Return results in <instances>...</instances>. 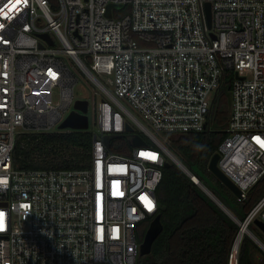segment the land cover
<instances>
[{
  "label": "built area",
  "instance_id": "1",
  "mask_svg": "<svg viewBox=\"0 0 264 264\" xmlns=\"http://www.w3.org/2000/svg\"><path fill=\"white\" fill-rule=\"evenodd\" d=\"M227 73L218 166L241 200L264 177V0H0V264H141L143 223L160 214L174 162L155 131H203ZM83 74L101 90L91 165L15 168L21 133L63 130ZM125 132L144 143L127 154L105 144ZM257 218L264 193L236 217L228 264H239L245 234L264 250Z\"/></svg>",
  "mask_w": 264,
  "mask_h": 264
},
{
  "label": "trees",
  "instance_id": "2",
  "mask_svg": "<svg viewBox=\"0 0 264 264\" xmlns=\"http://www.w3.org/2000/svg\"><path fill=\"white\" fill-rule=\"evenodd\" d=\"M232 78V73L224 75L208 126L203 131L170 135L171 143L167 146L236 217L243 219L264 193V177L239 200L208 168L227 135ZM131 139L130 132L114 138L113 151L127 154ZM92 151L93 132L89 129L24 132L16 141L14 167L85 168L91 165ZM158 195L162 231L141 264H228L239 225L175 162L165 169ZM149 224L143 223V231ZM250 228L264 242L257 226L252 224ZM258 252L264 256V250L245 234L240 244L239 264H257Z\"/></svg>",
  "mask_w": 264,
  "mask_h": 264
},
{
  "label": "water",
  "instance_id": "3",
  "mask_svg": "<svg viewBox=\"0 0 264 264\" xmlns=\"http://www.w3.org/2000/svg\"><path fill=\"white\" fill-rule=\"evenodd\" d=\"M111 4L108 6L107 15L111 16ZM122 7V5H118ZM205 11H206V17L208 20L209 25H211V4L209 2L205 3ZM43 37L50 40L52 43L51 38L49 37V34L44 33L41 34ZM217 93H215L213 102L216 98ZM88 110L89 105L87 100H77L75 103V109L72 110L67 117L60 123L59 128L65 129V128H72V129H88L89 128V118H88ZM126 130L132 131L133 127L130 124H126ZM122 135V133L119 134H111L105 136V144L109 145L110 140L112 138H116L118 136ZM132 144L134 146L142 145L144 143L143 138L140 135H135L132 137ZM174 156V162L180 166L188 175H189V168L173 153ZM218 159H219V153L216 152L210 159L208 168L209 170L223 183L225 184L238 198L243 197L242 190L234 183L232 182L219 168L218 166ZM171 165L170 162H166V166ZM199 186H201L234 220L236 219L235 215L231 212V210L225 206V204L215 196L213 192L200 180L198 182ZM255 225L258 226L263 232H264V220H261L259 218L255 219ZM162 231V220L161 215L158 214L154 217V219L151 220L144 237L143 242L140 246V252L142 255L144 254H150L152 251V246L157 238V236Z\"/></svg>",
  "mask_w": 264,
  "mask_h": 264
},
{
  "label": "rangeland",
  "instance_id": "4",
  "mask_svg": "<svg viewBox=\"0 0 264 264\" xmlns=\"http://www.w3.org/2000/svg\"><path fill=\"white\" fill-rule=\"evenodd\" d=\"M102 79L104 81H106L107 77L106 76H102ZM80 84H82L86 88L81 87V85L77 86V88L75 89V99L76 100H81V98H87L90 101L89 110H88V113H87L88 118H89V128L88 129L89 130H94L95 129L94 93L95 92H100L101 90L99 89V87L95 83H93L90 79H88V77L86 75H84V74L81 77V83ZM230 94H231V92H230ZM55 99H57V97ZM107 100L110 101L109 99H107ZM107 117H108V115H107ZM67 129H72V128H65L63 130H67ZM155 133L166 144L169 145L171 143L170 142L171 138H170L169 135L160 133L158 131H155ZM257 228L259 230V233L261 235H264V232L258 226H257ZM256 263L257 264H264V256H262L260 252H258L256 254Z\"/></svg>",
  "mask_w": 264,
  "mask_h": 264
}]
</instances>
